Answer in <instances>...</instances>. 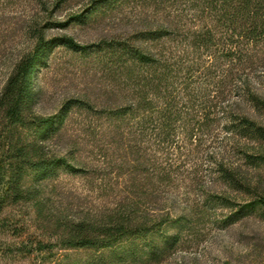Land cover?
<instances>
[{
    "label": "trees",
    "instance_id": "trees-1",
    "mask_svg": "<svg viewBox=\"0 0 264 264\" xmlns=\"http://www.w3.org/2000/svg\"><path fill=\"white\" fill-rule=\"evenodd\" d=\"M131 1L137 9L129 33L80 45L36 32L33 50L0 93V214L8 201L32 203L42 213L46 182L57 170L87 172L48 145L77 109L87 112L92 144L121 156L116 174L128 195L114 213L60 224L53 246L84 251L79 264H162L195 223L214 217L227 225L264 208V193L223 152H207L208 161L221 181L247 197L200 186L204 199L188 210L167 193L190 157L220 133L243 159L264 162V124L250 113L264 115L256 86L264 66V0H90L61 25L87 22ZM57 45L92 56L103 82L94 96L68 99L57 113L42 116L34 110L36 73ZM152 138L163 145V165L152 160ZM151 204L162 207L148 213L144 207ZM217 205L230 212H216Z\"/></svg>",
    "mask_w": 264,
    "mask_h": 264
},
{
    "label": "rangeland",
    "instance_id": "rangeland-1",
    "mask_svg": "<svg viewBox=\"0 0 264 264\" xmlns=\"http://www.w3.org/2000/svg\"><path fill=\"white\" fill-rule=\"evenodd\" d=\"M89 4L90 0H66L59 6L56 0H46L45 6L36 0H1L0 93L17 62L33 50L36 32L48 39L67 36L84 45L132 30L136 1L127 2L113 12L94 15L87 22L61 25ZM257 75L256 86L264 98V66L258 69ZM35 81L34 110L49 116L57 113L68 99L94 96L92 93L101 86L103 75L92 56L57 45L47 62L39 67ZM250 113L264 124V115L251 108ZM86 114L84 109L75 110L62 134L51 139L48 145L59 155L75 157L87 172L57 170L46 182L42 213L32 203L8 201L5 204L0 214V264H79L77 261L86 257L84 251L64 249L59 244L53 246L62 221L103 219L114 213L120 201L127 197L124 177L116 174L121 156L113 148L105 155L99 146L92 144L86 133ZM220 135L216 142L207 141L203 149L190 157L187 168L179 171L167 192L177 199L178 207L190 210L191 205L202 203L200 186L233 198L247 197L217 177L207 152L228 154L230 163L241 168L247 180L264 193V162L257 164L243 159L224 140V134ZM162 147L152 138L150 152L158 165L165 163ZM166 195L162 193L161 197ZM160 207L151 204L144 209L152 213ZM215 208L218 213L230 212L221 205ZM44 246L47 248L42 249ZM173 255L162 264H264V208L258 207L227 225L214 217H206L185 230L181 245Z\"/></svg>",
    "mask_w": 264,
    "mask_h": 264
}]
</instances>
